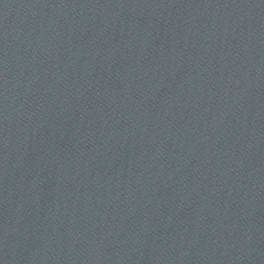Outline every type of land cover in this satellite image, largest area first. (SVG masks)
<instances>
[{
  "label": "water",
  "instance_id": "95a60500",
  "mask_svg": "<svg viewBox=\"0 0 264 264\" xmlns=\"http://www.w3.org/2000/svg\"><path fill=\"white\" fill-rule=\"evenodd\" d=\"M0 264H264V0H0Z\"/></svg>",
  "mask_w": 264,
  "mask_h": 264
}]
</instances>
